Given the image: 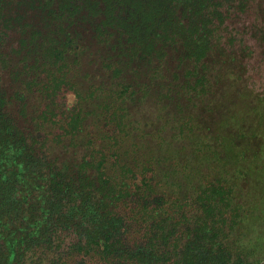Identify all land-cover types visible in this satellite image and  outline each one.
<instances>
[{
	"label": "trees",
	"instance_id": "trees-1",
	"mask_svg": "<svg viewBox=\"0 0 264 264\" xmlns=\"http://www.w3.org/2000/svg\"><path fill=\"white\" fill-rule=\"evenodd\" d=\"M225 1L0 0V264H264L235 253L220 229L225 191L202 192L208 215L190 221L183 206L156 196L151 165L134 170L99 145L62 157L41 136L55 108L31 111V95L55 100L53 69L68 66L78 22L139 66L162 61L175 45L200 61L225 21ZM42 72L49 82L40 83ZM123 86L125 95L131 87ZM79 119L66 125L70 135Z\"/></svg>",
	"mask_w": 264,
	"mask_h": 264
},
{
	"label": "rangeland",
	"instance_id": "rangeland-1",
	"mask_svg": "<svg viewBox=\"0 0 264 264\" xmlns=\"http://www.w3.org/2000/svg\"><path fill=\"white\" fill-rule=\"evenodd\" d=\"M224 3L225 21L200 61L175 45L162 61L139 66L113 39L105 43L78 22L68 66L53 69L60 86L55 100L31 95V111L55 108L41 136L54 141L62 157L99 145L119 151L134 170L151 165L156 196L183 206L190 221L208 215L199 202L205 192L225 191L220 229L235 253L264 262V0ZM43 81L49 82L44 72ZM125 84L131 89L124 95ZM71 118L82 122L74 135L66 126Z\"/></svg>",
	"mask_w": 264,
	"mask_h": 264
}]
</instances>
